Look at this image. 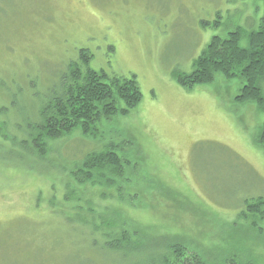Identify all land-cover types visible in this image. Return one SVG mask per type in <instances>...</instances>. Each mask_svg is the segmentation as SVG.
<instances>
[{
	"label": "rangeland",
	"instance_id": "1",
	"mask_svg": "<svg viewBox=\"0 0 264 264\" xmlns=\"http://www.w3.org/2000/svg\"><path fill=\"white\" fill-rule=\"evenodd\" d=\"M263 14L264 0H0V264H122L90 244L101 239L94 222L83 225L72 203L61 202L72 183L66 170L108 143L131 162L124 177L137 196L130 208L102 199L106 218L122 212L128 226L154 238L167 232L211 259L231 252L264 263V214H238L245 199L264 202V150L254 142L264 109L234 100L238 78L216 75L185 89L174 76L191 70L214 35L239 27L245 47L244 33ZM81 48L93 69L134 75L141 99L105 120L95 138L75 131L39 159L10 139L37 119L46 91Z\"/></svg>",
	"mask_w": 264,
	"mask_h": 264
},
{
	"label": "trees",
	"instance_id": "2",
	"mask_svg": "<svg viewBox=\"0 0 264 264\" xmlns=\"http://www.w3.org/2000/svg\"><path fill=\"white\" fill-rule=\"evenodd\" d=\"M216 23L201 21V26L216 27ZM241 31L238 27L223 37L212 36L193 59L189 72H174L177 82L185 89H190L198 84L212 82L216 75L227 80L238 78L242 83L234 100L241 104L255 103L264 109L261 87L264 82V14L259 18L255 30L244 33L247 38L245 47L239 45ZM90 60L91 55L81 48L77 58L64 66L58 82L46 91L37 109V119H28L24 126L17 127L20 138L17 140L12 135V143L44 159L54 155L55 142L75 131L84 138H95L102 132L100 126L105 120L126 115L139 103L141 91L134 75L108 74L102 69H93L89 66ZM254 142L264 150V121L254 136ZM104 145L86 152L74 161L76 163L71 169L66 170L72 183L65 182L62 193L61 202L72 203V210L78 215L75 219H81L83 225L94 222L93 232L99 233L101 239H92L91 245L111 254L117 253L118 262L122 264H260L255 261L253 254L228 252L211 259L200 253L196 246L192 250L188 249L186 242L179 240V237L166 236L167 232L157 234L154 238L145 228L141 229L136 224L128 226L131 219L122 212L118 213L121 216L118 219L113 216L116 212L106 218V207L98 202L102 199L117 200L125 204L124 208H130L134 206L131 204L132 196H137V193L130 191L131 179L124 177L131 162L116 152L117 144ZM121 182H124L125 187L120 185ZM96 186L98 189L93 196L97 203H94L90 195ZM49 193V203L53 204L57 198L54 185H51ZM263 204L261 197L245 199L239 209V217L245 219L251 215L252 220L262 219ZM251 225L256 227L257 223L253 221Z\"/></svg>",
	"mask_w": 264,
	"mask_h": 264
}]
</instances>
